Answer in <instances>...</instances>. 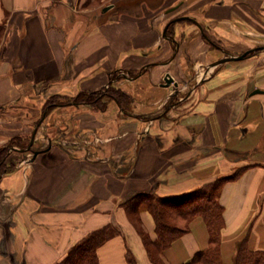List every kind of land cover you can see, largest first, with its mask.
Instances as JSON below:
<instances>
[{
    "label": "crops",
    "instance_id": "1",
    "mask_svg": "<svg viewBox=\"0 0 264 264\" xmlns=\"http://www.w3.org/2000/svg\"><path fill=\"white\" fill-rule=\"evenodd\" d=\"M109 83L130 96L124 109H44ZM32 136L0 176V264H55L106 225L117 233L97 264H128L127 251L152 264L124 203L236 170L219 192L221 258L233 264L244 238L264 250V0H0V147ZM139 220L154 239L145 207ZM207 244L196 217L160 256L181 264Z\"/></svg>",
    "mask_w": 264,
    "mask_h": 264
},
{
    "label": "trees",
    "instance_id": "2",
    "mask_svg": "<svg viewBox=\"0 0 264 264\" xmlns=\"http://www.w3.org/2000/svg\"><path fill=\"white\" fill-rule=\"evenodd\" d=\"M115 76V75H114ZM113 78V77H112ZM105 99L115 100L124 109V105L131 101L130 96L119 87L109 83L107 88L95 91H80L77 95L64 99L52 96L46 101L44 109H52L58 105L73 102L84 104L94 109H105ZM29 145L11 139L0 147V176L12 171L15 162L9 159L13 151H21ZM16 147V149L12 147ZM13 149V151H10ZM236 170L229 176L216 178L197 187L196 189L179 196L163 197L155 193H139L124 203L129 215L138 226V231L152 264H166L160 255L180 235L189 230V223L200 217L208 232L207 246L197 251L187 262L181 264H225L221 258V231L224 227L223 206L219 202V192L224 180L234 179L238 176ZM145 207L151 214L156 237L151 239L141 228L139 220V207ZM117 233L114 226L106 225L91 231L80 241L72 245L65 255L55 264H97V247ZM127 263L136 264L130 251H127ZM233 264H264V250H252L248 247L246 238L236 247Z\"/></svg>",
    "mask_w": 264,
    "mask_h": 264
},
{
    "label": "water",
    "instance_id": "3",
    "mask_svg": "<svg viewBox=\"0 0 264 264\" xmlns=\"http://www.w3.org/2000/svg\"><path fill=\"white\" fill-rule=\"evenodd\" d=\"M107 8H108V7L105 6L102 10H106ZM260 48H262V47H260ZM255 49H256V48H253V49H251V50L254 51ZM249 51H250V50L245 51V52H243V53H241V54H239V55L228 54L226 57L221 58V59H219V60L213 62V63L211 64V66H215L216 64H219V63L224 62V61H227V60H238V59H242V58H244V57L249 53ZM164 81H165V84L168 85V84H170V83L173 82V79H172V77H171L169 74H167V75L165 76V78H164ZM253 92H257V91H253ZM32 142H33V136L31 137V139H30V141H29V145H28L27 147H25V148H21V149H19V150H21V151H27V150H30ZM38 153H39V151H36V150L33 151V157H35Z\"/></svg>",
    "mask_w": 264,
    "mask_h": 264
},
{
    "label": "rangeland",
    "instance_id": "4",
    "mask_svg": "<svg viewBox=\"0 0 264 264\" xmlns=\"http://www.w3.org/2000/svg\"><path fill=\"white\" fill-rule=\"evenodd\" d=\"M160 258H161V256H160ZM161 260H162V258H161ZM163 261V260H162ZM164 262V261H163ZM165 263V262H164Z\"/></svg>",
    "mask_w": 264,
    "mask_h": 264
}]
</instances>
